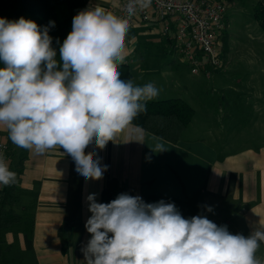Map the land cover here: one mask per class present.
Listing matches in <instances>:
<instances>
[{
	"label": "crops",
	"instance_id": "0c3cea01",
	"mask_svg": "<svg viewBox=\"0 0 264 264\" xmlns=\"http://www.w3.org/2000/svg\"><path fill=\"white\" fill-rule=\"evenodd\" d=\"M122 1L92 0V6L112 12ZM169 17L167 21L136 17L129 25L126 58L136 39L149 41L155 36L160 45L172 42V31L160 35L161 24L173 26L174 18ZM157 21L160 28L155 27ZM259 38L261 48L241 49L234 65L227 43L220 39L221 67L204 64L196 79L201 82L210 70L206 85L218 94L190 104L193 116L175 141L131 123L103 149L90 144L86 154L94 153V159L107 166L100 180L86 181L62 148L37 153L15 146L0 126V139L10 147L6 162L18 167L13 198L4 203L13 219L0 227V264H85L81 249L91 239L85 224L92 215L87 197L95 194L99 203L105 186L114 199L126 193L145 203H174L184 218L201 215L218 226L226 225L232 234L247 237L264 226V38ZM162 51L167 53L139 51L142 67L152 69L155 62L149 57ZM211 74L224 84L215 77L210 80ZM159 145L165 150L159 151ZM67 217L71 222L61 235ZM256 257L264 261V242Z\"/></svg>",
	"mask_w": 264,
	"mask_h": 264
},
{
	"label": "clouds",
	"instance_id": "9594fccd",
	"mask_svg": "<svg viewBox=\"0 0 264 264\" xmlns=\"http://www.w3.org/2000/svg\"><path fill=\"white\" fill-rule=\"evenodd\" d=\"M150 4L128 0L126 10L132 16ZM48 31L23 17L0 18V126L15 146L37 153L62 148L86 181L100 180L107 166L85 149L114 141L159 90L120 78L127 19L101 6L80 11L59 59ZM15 179L0 154V185ZM87 200L92 215L85 224L91 239L81 249L85 264H264L256 257L264 226L245 237L201 215L184 218L163 200L145 203L126 193L109 203L96 202L95 194Z\"/></svg>",
	"mask_w": 264,
	"mask_h": 264
},
{
	"label": "trees",
	"instance_id": "16d2710c",
	"mask_svg": "<svg viewBox=\"0 0 264 264\" xmlns=\"http://www.w3.org/2000/svg\"><path fill=\"white\" fill-rule=\"evenodd\" d=\"M88 0H0V16L9 21L19 20L21 17L32 20L43 29L48 27V34L52 37V46L57 52L64 39L72 30L73 17L87 8ZM253 18L264 32V0H257L253 5ZM54 21V26L50 25ZM227 32H222L221 38L226 43ZM2 66V65H0ZM120 78L127 81L132 77V72L127 62L118 66ZM193 107L182 97H165L147 102L146 111L141 112L132 123L137 124L159 136L175 141L181 136L193 116ZM10 170L16 173L15 182L10 186L0 189V227L8 225L13 219L10 217L4 203L13 198L17 185L18 169L9 165ZM114 200L113 191L105 186L101 191L99 203H109ZM71 222L67 217L59 232H66ZM111 235V234H109ZM0 251V258H2Z\"/></svg>",
	"mask_w": 264,
	"mask_h": 264
},
{
	"label": "rangeland",
	"instance_id": "374dc122",
	"mask_svg": "<svg viewBox=\"0 0 264 264\" xmlns=\"http://www.w3.org/2000/svg\"><path fill=\"white\" fill-rule=\"evenodd\" d=\"M227 3L226 10V20L228 18L227 26L225 32H227V49L228 56H231V64H235V58L237 52L241 49H252L259 50L261 48V40L259 36L264 38V32L258 25L257 21L253 18V5L257 0H224ZM92 6V0L87 1V8ZM93 7V6H92ZM0 18H2L0 16ZM169 16L159 18L158 20H169ZM160 22L157 21L155 24L156 28H160ZM164 24V23H163ZM163 24H161L163 26ZM160 35L166 37L167 34L160 32ZM130 34H127V38ZM258 36V37H257ZM149 41H140L136 39L132 44L131 52L126 61L132 72V77L130 80L133 81L136 86H143L147 83H152L158 90L159 94L155 99L165 98V97H175L179 96L185 99L189 104L195 105L196 101L202 99L206 100L208 97L217 96V92L211 87H208L206 78H208V72H204L207 76L204 80L198 82L196 79L199 77V72L197 74L191 73L186 61L183 56L178 51V44L174 43L169 39L163 42L162 45L160 41H157L155 36H149ZM127 40V39H126ZM223 41V39H222ZM128 43L126 42V51H129ZM153 49H164L162 55H157L155 57H149L155 62L152 69L146 70L142 67L140 63V58L138 57L139 51H148ZM180 54V55H179ZM227 55V54H226ZM175 67L177 68H174ZM203 67V66H202ZM201 67V68H202ZM200 68V69H201ZM218 69V68H214ZM215 77V78H214ZM216 81L217 76L214 74L209 77L210 80ZM217 83H223L219 79ZM210 84V83H208ZM206 90V91H205ZM209 90H211L209 92ZM206 93H205V92ZM220 94V93H219ZM217 106V105H216ZM202 129L198 128V131ZM18 167H16L17 169Z\"/></svg>",
	"mask_w": 264,
	"mask_h": 264
},
{
	"label": "built area",
	"instance_id": "2783aa9c",
	"mask_svg": "<svg viewBox=\"0 0 264 264\" xmlns=\"http://www.w3.org/2000/svg\"><path fill=\"white\" fill-rule=\"evenodd\" d=\"M128 0H123L117 10L112 12L135 23V18L148 21L172 16L173 26L164 24L161 31L173 33L174 42L192 73H198L204 64L214 68L222 65L220 39L226 28L227 3L224 0H151L147 9H137L129 16L127 13ZM173 30H172V28ZM202 55V59L199 55ZM10 147L7 141L0 139V154L5 160Z\"/></svg>",
	"mask_w": 264,
	"mask_h": 264
}]
</instances>
